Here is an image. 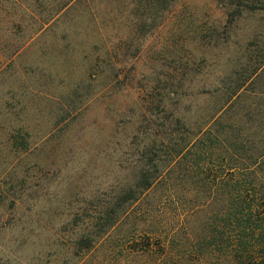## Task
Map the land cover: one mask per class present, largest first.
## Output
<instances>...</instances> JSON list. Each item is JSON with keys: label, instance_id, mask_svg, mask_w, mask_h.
I'll return each instance as SVG.
<instances>
[{"label": "rangeland", "instance_id": "obj_1", "mask_svg": "<svg viewBox=\"0 0 264 264\" xmlns=\"http://www.w3.org/2000/svg\"><path fill=\"white\" fill-rule=\"evenodd\" d=\"M66 1L0 0V264H153L133 249L147 242L149 209L154 226L179 221L164 186L91 249L78 243L132 185L148 145L165 159L157 145L171 130L202 123L206 93L264 14L230 18L231 0L152 12L142 0Z\"/></svg>", "mask_w": 264, "mask_h": 264}, {"label": "trees", "instance_id": "obj_2", "mask_svg": "<svg viewBox=\"0 0 264 264\" xmlns=\"http://www.w3.org/2000/svg\"><path fill=\"white\" fill-rule=\"evenodd\" d=\"M142 1L151 12L174 2ZM249 1L231 0L239 11L230 18L264 14V7ZM253 32L242 47V60L230 64L206 93L210 106L207 115L198 117L202 123L171 130L157 145L165 159L151 157L156 143L148 145L147 152L153 154L141 159L147 163L138 167L132 185L99 214L95 232L85 235L79 246L91 249L160 185L168 198L178 200L179 221L172 230L166 224L154 226L157 214L149 209L145 214L150 215L141 220L150 228L147 242L133 251L153 264H264V26ZM179 177L191 184L182 195L174 187ZM187 196L189 202L183 199ZM198 198L204 201L197 204ZM151 238L157 243H150Z\"/></svg>", "mask_w": 264, "mask_h": 264}]
</instances>
